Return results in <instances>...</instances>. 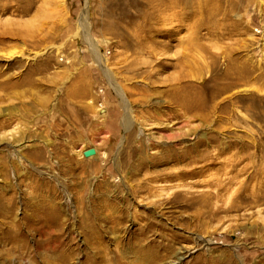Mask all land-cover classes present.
<instances>
[{
  "label": "rangeland",
  "instance_id": "rangeland-1",
  "mask_svg": "<svg viewBox=\"0 0 264 264\" xmlns=\"http://www.w3.org/2000/svg\"><path fill=\"white\" fill-rule=\"evenodd\" d=\"M0 264H264V0H0Z\"/></svg>",
  "mask_w": 264,
  "mask_h": 264
},
{
  "label": "bare ground",
  "instance_id": "bare-ground-1",
  "mask_svg": "<svg viewBox=\"0 0 264 264\" xmlns=\"http://www.w3.org/2000/svg\"><path fill=\"white\" fill-rule=\"evenodd\" d=\"M80 20H81V21H80V22H81V27H83L84 30H86V29H85V24H83V23H84V18H81ZM84 36L87 38V40H88L87 42H89V44H91V43H90L91 40H90V38L88 37L87 32L84 34ZM91 45H92V44H91ZM95 52H96V50H95ZM100 60H101V62H102V64H103V61H104V60H103L102 58H101ZM114 87H115V86H113V88H114ZM93 153H94V152H93ZM89 157H90V156H89Z\"/></svg>",
  "mask_w": 264,
  "mask_h": 264
}]
</instances>
